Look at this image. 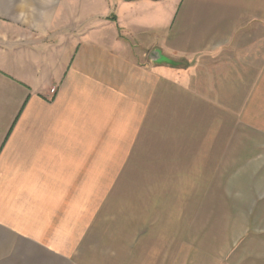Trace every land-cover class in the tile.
<instances>
[{"label":"crops","instance_id":"crops-1","mask_svg":"<svg viewBox=\"0 0 264 264\" xmlns=\"http://www.w3.org/2000/svg\"><path fill=\"white\" fill-rule=\"evenodd\" d=\"M149 151L241 185L220 253ZM0 264H264V0H0Z\"/></svg>","mask_w":264,"mask_h":264},{"label":"rangeland","instance_id":"rangeland-1","mask_svg":"<svg viewBox=\"0 0 264 264\" xmlns=\"http://www.w3.org/2000/svg\"><path fill=\"white\" fill-rule=\"evenodd\" d=\"M150 149L155 150V146L149 147V150ZM148 156L147 175L149 177L157 175V173L154 172L156 166L161 165L164 168L167 167L160 176H164L165 178L173 177L177 180L181 197L194 196L197 198L174 202H148L149 207L155 203L159 205H161V203L163 204L165 220L168 218L167 216L171 215L168 211L173 210L174 215L172 217L175 218L176 216L178 218L181 231L182 229H186L185 231H187L189 230L187 228H189V226L191 227V233H180L181 241L188 239L195 241L197 245L209 244L213 251L218 254V252L220 253L221 251L222 245L226 246L227 243L231 242L233 239L235 240V233H222L221 228L224 226L225 228H223L226 230L229 226V228L235 229L238 222L235 211L241 202L226 199L230 194L235 195V193L241 192V185L232 184L226 186L221 185L219 182L210 185L202 184L199 182H204L203 176L211 170L201 168L190 169L183 166L185 164L178 161H156L158 160L157 154L151 151L148 152ZM224 172V169L213 170L208 177L212 178V182L218 178L217 176H223L222 173ZM232 172V175L236 176L238 170H233ZM119 187L122 188L123 186ZM234 195L231 196L234 197Z\"/></svg>","mask_w":264,"mask_h":264},{"label":"water","instance_id":"water-1","mask_svg":"<svg viewBox=\"0 0 264 264\" xmlns=\"http://www.w3.org/2000/svg\"><path fill=\"white\" fill-rule=\"evenodd\" d=\"M150 58L152 61L154 62H157V63H161V62H166V63H170V64H174L175 61L172 60L171 58L163 55L161 53V50L159 49H156V50H153L150 54Z\"/></svg>","mask_w":264,"mask_h":264},{"label":"built area","instance_id":"built-area-1","mask_svg":"<svg viewBox=\"0 0 264 264\" xmlns=\"http://www.w3.org/2000/svg\"><path fill=\"white\" fill-rule=\"evenodd\" d=\"M50 91H51V93H55V91H56L55 87L51 88Z\"/></svg>","mask_w":264,"mask_h":264}]
</instances>
